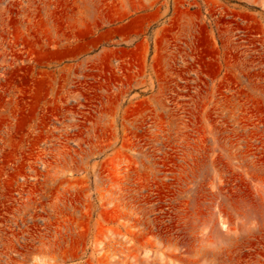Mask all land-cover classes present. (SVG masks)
Segmentation results:
<instances>
[{"label": "rangeland", "instance_id": "1", "mask_svg": "<svg viewBox=\"0 0 264 264\" xmlns=\"http://www.w3.org/2000/svg\"><path fill=\"white\" fill-rule=\"evenodd\" d=\"M0 264H264V0H0Z\"/></svg>", "mask_w": 264, "mask_h": 264}]
</instances>
